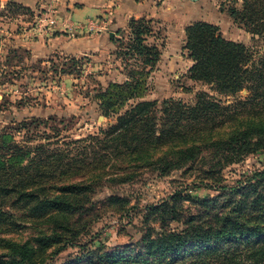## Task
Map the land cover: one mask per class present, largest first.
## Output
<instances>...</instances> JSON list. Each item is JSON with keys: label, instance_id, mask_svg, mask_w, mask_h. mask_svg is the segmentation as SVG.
<instances>
[{"label": "trees", "instance_id": "16d2710c", "mask_svg": "<svg viewBox=\"0 0 264 264\" xmlns=\"http://www.w3.org/2000/svg\"><path fill=\"white\" fill-rule=\"evenodd\" d=\"M241 20L264 39V0H247ZM128 25L123 55L141 59L152 70L161 53L145 43L148 22ZM184 34L181 51L191 62L189 79L217 97L199 93L193 105L171 99L134 103L106 130L75 141L44 132L35 137L42 142L32 145L29 137L17 141L11 127L0 130V228L19 227V222L45 228L32 243L7 242L0 264H35L37 252L64 236H77L78 219L96 191L128 184L146 172L210 176L264 150V53L258 56L227 40L206 22L189 24ZM139 85L133 82L134 89ZM135 97L131 93L124 101ZM119 98L101 96L104 118ZM18 125L15 132L26 126ZM216 191V197L196 204L200 211L185 217L176 209L184 200L178 194L147 207L138 243L103 252L97 263L264 264V172Z\"/></svg>", "mask_w": 264, "mask_h": 264}, {"label": "rangeland", "instance_id": "374dc122", "mask_svg": "<svg viewBox=\"0 0 264 264\" xmlns=\"http://www.w3.org/2000/svg\"><path fill=\"white\" fill-rule=\"evenodd\" d=\"M246 1L32 0L28 6L8 1L0 6V130L11 127L17 141L29 137L32 145L44 132L52 137L55 132L65 142L75 141L106 130L134 103L159 104L171 99L193 105L199 93L217 97L208 86L188 77L191 62L181 51L184 29L194 22L213 24L224 38L260 56L264 39L241 20ZM82 7L90 11H80L82 16L75 18ZM140 19L150 29L145 43L157 46L161 53L152 70L141 59L123 55L130 38L128 24ZM49 20L54 23H47ZM101 34L103 41L90 45L94 47L90 52L75 51L79 45L72 46L77 39L90 41ZM55 35L67 39L54 41ZM134 81L140 84L135 89ZM131 93L135 99L124 101ZM102 95L121 97L107 118L99 109ZM239 96L244 97L245 92ZM225 100L231 103L233 98ZM18 124L26 126L15 132ZM263 172L261 150L210 176L183 170L164 177L146 172L128 184L101 189L84 206L80 223L76 222L82 227L77 236H64L59 244L37 252L33 261L98 264L101 253L138 243L147 207L178 194L184 200L176 204L177 212L183 217L193 215L200 211L199 201L219 195L216 189L246 183ZM19 224L0 228V256L7 252V242L32 243L45 231Z\"/></svg>", "mask_w": 264, "mask_h": 264}, {"label": "crops", "instance_id": "0c3cea01", "mask_svg": "<svg viewBox=\"0 0 264 264\" xmlns=\"http://www.w3.org/2000/svg\"><path fill=\"white\" fill-rule=\"evenodd\" d=\"M8 1H12V2H16L17 1L19 3H22L24 6H28L27 5L28 2H30L32 0H0V6L3 7V5L6 4ZM80 11L87 12V11H90V10L89 9H85L84 7H82L79 10H76V13L74 14L75 18H77V17L79 18V17L82 16V15H80V13H81ZM62 37L67 39L64 35H55L53 40L54 41L60 40ZM103 39H104V35L103 34L95 36L94 38H91L90 41H88V40L79 41L81 39H77L76 42L72 44V46H74L75 44H78L79 46H78L77 50H75V51H78V49H80L81 51L88 50L87 52H90L91 50H94V47L91 48L89 46L93 45L96 42L101 43L103 41ZM97 49H99V47H97Z\"/></svg>", "mask_w": 264, "mask_h": 264}, {"label": "built area", "instance_id": "2783aa9c", "mask_svg": "<svg viewBox=\"0 0 264 264\" xmlns=\"http://www.w3.org/2000/svg\"><path fill=\"white\" fill-rule=\"evenodd\" d=\"M47 23L52 25L54 22L52 20H49V21H47Z\"/></svg>", "mask_w": 264, "mask_h": 264}, {"label": "water", "instance_id": "95a60500", "mask_svg": "<svg viewBox=\"0 0 264 264\" xmlns=\"http://www.w3.org/2000/svg\"><path fill=\"white\" fill-rule=\"evenodd\" d=\"M110 36L113 37V34H111Z\"/></svg>", "mask_w": 264, "mask_h": 264}]
</instances>
